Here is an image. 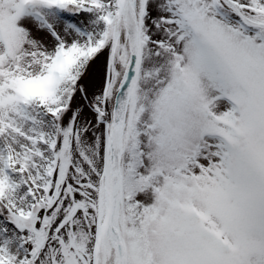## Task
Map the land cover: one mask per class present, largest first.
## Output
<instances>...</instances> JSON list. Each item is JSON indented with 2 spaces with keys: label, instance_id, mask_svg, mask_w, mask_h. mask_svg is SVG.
Wrapping results in <instances>:
<instances>
[{
  "label": "snow or ice",
  "instance_id": "1",
  "mask_svg": "<svg viewBox=\"0 0 264 264\" xmlns=\"http://www.w3.org/2000/svg\"><path fill=\"white\" fill-rule=\"evenodd\" d=\"M0 264H264V0H0Z\"/></svg>",
  "mask_w": 264,
  "mask_h": 264
},
{
  "label": "rangeland",
  "instance_id": "2",
  "mask_svg": "<svg viewBox=\"0 0 264 264\" xmlns=\"http://www.w3.org/2000/svg\"><path fill=\"white\" fill-rule=\"evenodd\" d=\"M95 69H96V66H93V71H95Z\"/></svg>",
  "mask_w": 264,
  "mask_h": 264
}]
</instances>
